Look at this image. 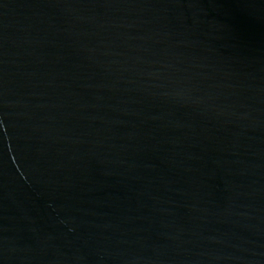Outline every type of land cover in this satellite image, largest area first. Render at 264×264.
<instances>
[{
	"label": "water",
	"instance_id": "95a60500",
	"mask_svg": "<svg viewBox=\"0 0 264 264\" xmlns=\"http://www.w3.org/2000/svg\"><path fill=\"white\" fill-rule=\"evenodd\" d=\"M0 264H264V0H0Z\"/></svg>",
	"mask_w": 264,
	"mask_h": 264
}]
</instances>
